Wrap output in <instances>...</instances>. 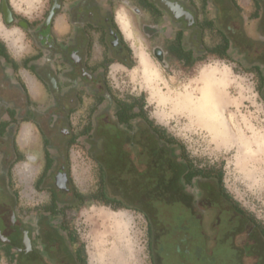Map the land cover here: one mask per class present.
I'll use <instances>...</instances> for the list:
<instances>
[{
    "label": "flooded vegetation",
    "instance_id": "af4514ba",
    "mask_svg": "<svg viewBox=\"0 0 264 264\" xmlns=\"http://www.w3.org/2000/svg\"><path fill=\"white\" fill-rule=\"evenodd\" d=\"M0 15L3 29L19 39L12 51L0 37V263L87 264L74 218L93 205L131 208L121 203L126 197L113 175L123 163L131 182L139 166L147 187L172 203L169 210L197 224L200 244L238 263L264 264V228L233 203L217 173H196L179 158L176 144L159 137L140 97L118 95L110 80L114 63L129 66L132 59L121 16L133 22L162 68L186 70L227 58L259 71L264 101V0H38L32 9L0 0ZM23 129L33 152L21 150ZM80 146L94 162L85 191L71 170V151ZM21 160L38 169L42 196L30 204L12 185ZM169 161L182 169L176 178Z\"/></svg>",
    "mask_w": 264,
    "mask_h": 264
},
{
    "label": "rangeland",
    "instance_id": "374dc122",
    "mask_svg": "<svg viewBox=\"0 0 264 264\" xmlns=\"http://www.w3.org/2000/svg\"><path fill=\"white\" fill-rule=\"evenodd\" d=\"M37 1L26 4L18 0V8L32 9ZM3 31L5 32L1 26L0 15L2 37ZM147 47V42L138 36L135 38L129 66L115 65L110 69V80L116 93L140 97L149 120L162 127L174 140L179 158L186 161L196 173L200 168L208 173H218L222 190L255 223L264 228V184L245 181L234 168L233 151H216L209 143L206 132L189 124L185 117L174 116L168 105L157 108L156 104L149 101L141 77L138 75L133 79L130 76L131 70L136 66V51L142 50L148 55ZM153 63L160 75L158 88L162 94L187 91L193 79L201 73L213 71L218 83L222 85V101H226L225 115L236 118L241 127L243 123H248L254 129H264V101L260 95L259 71L244 68L240 63L227 58H208L186 70L181 66L164 69L157 62ZM114 67L118 69L115 71ZM245 133L249 135L248 132ZM149 142L153 148H158L155 139L151 138ZM104 148L106 154L112 152L110 146L105 145ZM71 158L74 182L80 190L85 191L93 182L94 162L87 150L81 146L71 151ZM106 158L111 161L110 155ZM154 158L157 159L158 156L155 155ZM168 158L170 159L169 156ZM171 166L176 169V178L182 169L177 168L174 162ZM23 169L27 171L30 167L25 166ZM140 169L137 166L136 173L131 172L134 176L132 182L131 178L129 180L126 177L129 174L127 175L123 163L118 166L117 173L113 174L117 190L126 197L121 203L131 207L130 209H120L117 205L111 211L107 207L93 205L82 208L75 216L74 231L77 240L84 246L87 264H91L89 257L94 247L101 248L103 252L104 260L101 264H242L233 260L224 250L217 251L216 248L211 249L210 246L200 244L197 240V224L187 214L169 210L172 203L159 198L160 191L156 187L152 190L147 187V182L139 177ZM130 182L131 188L126 187L125 184ZM19 186L25 204L36 202L42 196L32 191L31 183H20ZM125 188L128 191L133 190L132 194L128 195ZM101 209L110 213L111 217L119 215L116 216V225L120 227L118 233L115 234L114 219L100 217L97 211ZM261 245L263 246V242Z\"/></svg>",
    "mask_w": 264,
    "mask_h": 264
},
{
    "label": "bare ground",
    "instance_id": "6f19581e",
    "mask_svg": "<svg viewBox=\"0 0 264 264\" xmlns=\"http://www.w3.org/2000/svg\"><path fill=\"white\" fill-rule=\"evenodd\" d=\"M9 1L13 8L19 7L18 0ZM34 1L22 0L26 4H31ZM126 25L128 26V24ZM13 36L12 31H3L5 39L12 40ZM135 55L138 67L131 71L130 76L133 79L138 75L141 77L149 101L156 104L157 108L168 105L174 116H183L189 124L206 132L209 143L216 151L223 153L233 151L234 168L245 181L264 184V129H254L248 123L243 122H241L243 123V127H241L240 123L236 122V118L225 115L226 101L224 99L222 101V97H224L222 96V85L220 82V84L218 83L214 72L201 73L192 80L191 87L187 91L162 94L158 88V84L161 82L160 75L153 61L142 50H137ZM245 132H248L249 135ZM97 212L100 217L110 220V213L102 209ZM116 216L111 217L114 219L115 234L118 233L119 227L116 225L118 220ZM89 258L91 264H101L104 260L101 248L94 247Z\"/></svg>",
    "mask_w": 264,
    "mask_h": 264
},
{
    "label": "crops",
    "instance_id": "0c3cea01",
    "mask_svg": "<svg viewBox=\"0 0 264 264\" xmlns=\"http://www.w3.org/2000/svg\"><path fill=\"white\" fill-rule=\"evenodd\" d=\"M128 24V26L126 25ZM118 26L120 28V30L122 31L123 35L125 36V38L130 41V44L132 45V52H133V48H134V45H135V38H137L138 36L141 37V35L137 32V30L134 28L133 26V22H126L124 20V18H122L121 16H119L118 18ZM127 26V27H126ZM130 26V30H129V27ZM130 31V32H129ZM1 38H3L2 36H0ZM3 41H5L7 43V45L9 46V48L14 51L16 50V43L19 41V39H14L12 41H7L3 38ZM15 41V42H14ZM144 52V51H143ZM146 54V53H145ZM149 56V55H148ZM135 59H136V66L134 69H136L138 67V62H137V58H136V55H135ZM151 59V58H150ZM115 65H119V64H113L111 66V68ZM121 66V65H120ZM118 68L117 67H114L113 70H117ZM134 69H132L131 71H133ZM21 75L25 81V83L27 84L28 87L31 86V79L30 77L28 76L27 72L24 71V70H21ZM31 135L30 133L26 130V129H23L19 135V138H18V141H19V144H20V147H21V150L24 151V152H33V150H30L28 151L27 150V144L28 142H30V138ZM30 167V169H28L27 171H25L23 169V167ZM37 166H35V164H32L30 162H27L25 160H21L16 166L13 167V171H12V185L14 187V189H16L18 192H19V196L21 198V200H23V196L21 195V190H20V186L19 184L20 183H26L28 182L29 184L31 183V188H32V191L35 193V194H40V192L42 191L41 188H40V185H38L36 182H35V177H36V174H37ZM71 170H72V166H71ZM73 171V170H72ZM73 177V176H72ZM74 180V179H73ZM103 206V205H101ZM103 207H106V206H103ZM108 208V207H107ZM111 210V209H110ZM114 209H112L111 211H113Z\"/></svg>",
    "mask_w": 264,
    "mask_h": 264
},
{
    "label": "trees",
    "instance_id": "16d2710c",
    "mask_svg": "<svg viewBox=\"0 0 264 264\" xmlns=\"http://www.w3.org/2000/svg\"><path fill=\"white\" fill-rule=\"evenodd\" d=\"M259 80H260V92H261L262 91L261 90L262 89V78L260 77V75H259ZM140 101H141V105H143L141 98H140ZM149 124L153 127L154 131L159 135V137H162L168 143H173L174 140L170 138V136L167 134V132L162 127L155 125L152 121H149ZM218 177H219V174H218ZM219 181H220V178H219ZM122 207H125V206H122Z\"/></svg>",
    "mask_w": 264,
    "mask_h": 264
}]
</instances>
